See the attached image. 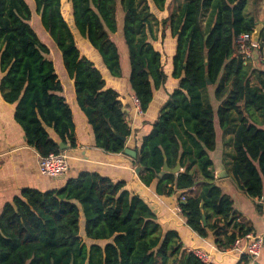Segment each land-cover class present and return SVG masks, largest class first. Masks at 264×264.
I'll return each instance as SVG.
<instances>
[{
  "label": "trees",
  "instance_id": "obj_1",
  "mask_svg": "<svg viewBox=\"0 0 264 264\" xmlns=\"http://www.w3.org/2000/svg\"><path fill=\"white\" fill-rule=\"evenodd\" d=\"M151 1L153 8L167 12L165 18H155L147 0H32V6L30 0H0V94L14 106L15 122L39 156L61 152L60 143L74 147L72 113L58 95L61 81L47 58L49 48L34 29L38 20L73 82L76 104L96 147L122 153L131 130L118 93L106 87L98 68L81 54L63 6L67 5L75 30L114 78L121 77V61L111 35L118 29L117 7L122 9L128 86L142 112L155 92L164 91L168 75L163 53L152 41L154 31L161 39L168 31L175 42L170 77L177 87L135 149L134 165L145 186L156 181L158 196L178 194L191 231L201 238L211 234L216 248L227 251L252 229L236 220L232 200L214 183L207 154L215 149V121L223 132L231 129V179L248 198L262 202L264 129L256 123L261 116L264 125V60L255 65L243 61L235 40L251 34L264 19L248 9L251 0ZM263 36L264 28L260 46ZM205 75L215 87L216 110L206 97ZM164 159L171 168L177 162L183 168L184 159L190 167L196 164L204 180L200 192L187 195L197 181L189 165L183 174L160 177ZM125 185L96 173H81L60 189L22 190L0 213V264H203L181 248L177 234L162 229L148 205ZM251 262L243 255L237 264Z\"/></svg>",
  "mask_w": 264,
  "mask_h": 264
},
{
  "label": "crops",
  "instance_id": "obj_2",
  "mask_svg": "<svg viewBox=\"0 0 264 264\" xmlns=\"http://www.w3.org/2000/svg\"><path fill=\"white\" fill-rule=\"evenodd\" d=\"M171 1L167 0V3ZM147 2L150 12L155 18L163 19L167 16L165 10L161 12L155 7L153 8L151 0H147ZM257 10H259V14H263L259 20L264 19V0H260L259 8L254 9L251 13L255 14ZM65 15L67 16V22L74 41L81 54L92 61L95 67L98 68L105 80L106 87L118 93L125 121L131 130L130 136L125 140V149L136 153L135 149L139 147L143 137L150 133L152 125L158 118L168 95L177 87V81L170 77L171 59L175 53L174 40L169 36L168 31L165 32L164 39H161L159 34L154 31L153 35L156 40L154 39L155 41H152V43L155 50L163 53V61L166 60L164 71L167 73L168 78L164 91L155 92V98L147 110L138 114L132 100L134 96L131 95L128 86V53L122 36V9L117 7L118 29L115 34L111 35V40L118 46L120 53L121 77L119 78H114L107 72L99 54L91 48L87 41L80 37L73 26L67 8ZM34 18L38 17L34 16ZM36 21L38 22V20ZM37 22L35 30L39 34L40 40L49 48L47 58L53 62L55 72L61 81L62 91L58 95L65 99L72 113L75 145L74 147L66 146L61 151L65 152L68 156L69 168L64 175L54 178L40 176L37 167L39 154L27 145L22 129L15 122L14 106L6 103L0 94V213L4 205L19 196L24 189H36L42 192L60 189L64 187L67 180L77 178L81 173H96L112 179L113 182L124 181L126 184L125 189L137 194L148 205L162 229L174 236L178 235V243L186 252H190L193 249L204 250L210 254L208 264H237L241 255L233 250L234 248L224 252L219 251L213 243L211 234L207 238H201L189 229L184 217L178 211L179 196L177 193H173L169 197L158 196L155 190L156 181L150 187H147L139 179L140 168L134 165L135 159L125 155L123 152L112 154L96 147L92 130L76 104L73 82L66 77L65 72L61 68L57 49ZM257 61H254L253 64L255 65ZM57 68H59V71ZM214 89V86L209 85L206 89V97L212 108L216 110L218 103L214 98ZM257 121L258 127L264 129L261 116H258ZM214 130L215 149L207 154L212 163L215 178L214 183L220 188L224 196L232 200L236 220L246 228L252 229L248 234L264 237V201L251 200L231 179L233 131L230 129L227 132H223L217 121L214 123ZM49 132L51 131L49 130ZM51 136L55 138L52 132ZM182 138L183 140L186 139L184 135ZM188 165L190 167V164L185 162L184 159L183 168L179 164L180 170L176 175L183 174ZM195 166L197 165L193 164L190 167V172L195 171L197 173V181L188 191V196H195L204 186V180L196 171ZM137 169L139 170L138 172H136ZM258 206L261 207L259 208ZM81 231L83 232V226H81ZM228 233H230V230ZM244 245L245 241H241L237 248L242 249ZM251 260V264H264V245L260 257L256 260L251 258Z\"/></svg>",
  "mask_w": 264,
  "mask_h": 264
},
{
  "label": "built area",
  "instance_id": "obj_3",
  "mask_svg": "<svg viewBox=\"0 0 264 264\" xmlns=\"http://www.w3.org/2000/svg\"><path fill=\"white\" fill-rule=\"evenodd\" d=\"M252 34V33H251ZM251 34H240L236 40L235 45L238 52L242 55V59L245 62H251L252 64L254 61V52L255 50H259V59L258 61L264 60V36L262 40L261 46L259 43L255 44L252 41ZM133 103L136 107V111L138 114L142 113L138 100L133 97ZM38 173L40 176L44 177H59L64 175L68 168V156L65 152H59L57 154H49L46 157L39 156L37 161ZM185 196L180 197V201H184ZM178 211L181 213L180 208L178 206ZM241 241H245V245L242 249H238L237 246ZM264 245V237L263 236H253L251 234H246L240 239H237L232 248L235 250L239 255H248L252 259L256 260L260 257L261 251ZM200 262L203 264H208L210 261V254L205 252L201 249H193L190 251ZM224 252V251H222Z\"/></svg>",
  "mask_w": 264,
  "mask_h": 264
},
{
  "label": "water",
  "instance_id": "obj_4",
  "mask_svg": "<svg viewBox=\"0 0 264 264\" xmlns=\"http://www.w3.org/2000/svg\"><path fill=\"white\" fill-rule=\"evenodd\" d=\"M264 28V23H259L255 26V29L254 31L252 32L251 36H252V41L257 44L260 42V36H261V32ZM206 59H205V64H206ZM205 80L207 82V84L209 85V80H208V77L207 75H205ZM122 140H125L124 138H121ZM65 145H63L62 143L59 144V148H60V151H63L65 149ZM123 153L127 156H130L131 158L135 159L136 158V153L134 151H131L129 149H125L123 151ZM180 170V166H179V163L176 164L175 167L173 168H169L167 166V163H166V160L164 159V162H163V166H162V169H161V172L159 173V176L162 177L163 175L165 174H174L176 175ZM139 170L137 169L136 172H138ZM241 190L244 192V188L241 186L240 187ZM263 201H264V198H263ZM202 221H203V225H205V216L202 214Z\"/></svg>",
  "mask_w": 264,
  "mask_h": 264
},
{
  "label": "rangeland",
  "instance_id": "obj_5",
  "mask_svg": "<svg viewBox=\"0 0 264 264\" xmlns=\"http://www.w3.org/2000/svg\"><path fill=\"white\" fill-rule=\"evenodd\" d=\"M252 1V0H251ZM259 2H260V0H254L253 2H252V4H250V2H249V6H248V9L249 10H251V12H253V10L255 9H258L259 8ZM32 0H30V4H31V6H32ZM261 4V3H260ZM63 13H64V15H65V12H66V8H67V5H65V6H63ZM253 9V10H252ZM264 13V12H263ZM255 14H257V16H258V19H260L261 18V16L263 15H261V13L259 14V10H257L256 11V13ZM260 15V16H259ZM66 16V15H65ZM264 17V16H263ZM263 19V18H262ZM70 25H71V23H70ZM41 27V26H40ZM35 29V28H34ZM259 59V58H258ZM165 64H166V60L164 61V66H165ZM57 70L59 71V68H57ZM81 226H82V222H81Z\"/></svg>",
  "mask_w": 264,
  "mask_h": 264
}]
</instances>
